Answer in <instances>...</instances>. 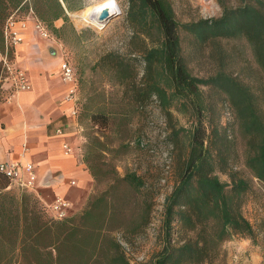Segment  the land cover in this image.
<instances>
[{
  "label": "trees",
  "instance_id": "trees-1",
  "mask_svg": "<svg viewBox=\"0 0 264 264\" xmlns=\"http://www.w3.org/2000/svg\"><path fill=\"white\" fill-rule=\"evenodd\" d=\"M217 1L218 17L184 25L199 54L207 49L211 68L198 76L181 52L169 2L129 0L126 20L143 42L142 70L133 73L119 59L112 79L121 86V100L137 112L155 102L169 118L165 165L174 176L162 202L164 244L139 264H225L221 247L233 237L264 245L257 241L259 225L243 212L251 181L237 169L246 168L264 190V0H237L234 6ZM174 104L194 118L190 128L176 126ZM219 109L229 116L223 123ZM107 117L93 114L91 120L104 126ZM135 143L152 150L149 141ZM9 183L0 172V264H133L109 232L132 236L151 222L153 194L136 170L116 174L82 211L60 220L31 196L5 190Z\"/></svg>",
  "mask_w": 264,
  "mask_h": 264
},
{
  "label": "rangeland",
  "instance_id": "rangeland-1",
  "mask_svg": "<svg viewBox=\"0 0 264 264\" xmlns=\"http://www.w3.org/2000/svg\"><path fill=\"white\" fill-rule=\"evenodd\" d=\"M167 1L179 24L181 52L188 59V67L192 73L206 76L211 68L207 63L206 46L203 48L204 55L199 54L196 46L191 42V34L185 30L184 25L203 18L218 17L222 7L217 0ZM224 3L234 6L237 0H224ZM118 4L119 14L102 29L74 19L75 24L85 28L86 31L82 40L70 39L72 54L71 57L69 54L68 60L77 74L79 90L77 120L83 129L82 154L83 156L86 154L87 165H93L98 173L93 195L107 190L117 172L122 175L132 170L144 176L148 189L153 194L155 206L151 222L147 227L141 228V232L132 236L122 232L121 229L109 232V237L115 238L111 240L121 245L120 249L128 260L133 264H139L149 261L164 244L162 202L174 180V176L165 165L169 162L170 144L166 136L170 133V120L155 102L147 103L140 113L127 99L121 100L122 89L112 79L114 72L112 67L120 59L129 64L133 73L140 72L142 55L139 50L143 48V42L140 37L132 35L131 25L126 20L129 0H118ZM245 60L246 58L242 61ZM1 74L0 69V77ZM3 82L2 80L1 83ZM127 94L130 95V91ZM170 110L173 120H177V127L190 128L193 117L188 118L177 104H174ZM218 111L220 112V109ZM101 113L108 114L107 120L103 122L104 126L99 123L95 127L96 123L91 120V116ZM228 119V114L221 111L222 123ZM180 137L182 138L181 133ZM138 138L142 139V142L149 141L152 150H140L141 148L135 143ZM237 169L241 175L251 181V191L243 206V212L252 222L259 225L257 241L264 242V190L259 187L257 180L246 168L238 166ZM216 174L222 181L230 182L227 174L222 172ZM239 238L233 237L222 244L225 264H249L247 256L240 254L237 246L229 244ZM108 252L112 253L110 248Z\"/></svg>",
  "mask_w": 264,
  "mask_h": 264
},
{
  "label": "crops",
  "instance_id": "crops-1",
  "mask_svg": "<svg viewBox=\"0 0 264 264\" xmlns=\"http://www.w3.org/2000/svg\"><path fill=\"white\" fill-rule=\"evenodd\" d=\"M91 4L93 0H0V59L7 50L5 25L13 16L11 29L21 42L8 54L29 82L28 89L13 92L10 82L0 81V163H18L25 180L29 178L26 164H32L35 174L32 189L10 182L5 190L31 196L53 219L49 207L57 197L68 203L66 217L79 213L92 198L96 181L82 154L78 83L71 96L74 85L60 75L61 63L72 54L70 39L82 40L86 31L74 19ZM37 23L48 37L39 33ZM65 143L71 145L70 153L63 148ZM229 244L237 246L249 264H264V246L245 237Z\"/></svg>",
  "mask_w": 264,
  "mask_h": 264
},
{
  "label": "built area",
  "instance_id": "built-area-1",
  "mask_svg": "<svg viewBox=\"0 0 264 264\" xmlns=\"http://www.w3.org/2000/svg\"><path fill=\"white\" fill-rule=\"evenodd\" d=\"M14 23L13 16H10L5 25V37H6V46L7 50L5 54L0 59L1 64V77L0 81H8L10 82V89L13 92H17L20 90H26L29 88V82L26 78L25 73L20 69L14 66L11 62L8 49L17 43L21 42V38L18 33L12 30V26ZM25 26L24 22L21 24ZM36 29L43 37H48V33L44 30L43 26L40 23L36 24ZM60 75L62 79L66 82H70L74 87L70 90V95L72 96L75 92L76 88V73L73 65L68 59H65L60 65ZM60 133V129L57 130ZM63 148L67 153H70L72 147L69 143H65ZM26 170L29 172V178L25 180L21 175L20 165L18 163L11 162H1L0 163V172H2L10 182L17 184L21 188L32 189L35 174L33 172L32 164H26ZM50 210L54 214V218L62 219L66 217V211L68 208V203L60 197H57L54 202L50 205Z\"/></svg>",
  "mask_w": 264,
  "mask_h": 264
},
{
  "label": "clouds",
  "instance_id": "clouds-1",
  "mask_svg": "<svg viewBox=\"0 0 264 264\" xmlns=\"http://www.w3.org/2000/svg\"><path fill=\"white\" fill-rule=\"evenodd\" d=\"M105 9L108 10L109 16L119 14L118 0H93L92 6L88 7L85 12L86 23L97 28H102L105 22H100L99 17ZM93 13L95 14V19L88 20L87 17Z\"/></svg>",
  "mask_w": 264,
  "mask_h": 264
},
{
  "label": "water",
  "instance_id": "water-1",
  "mask_svg": "<svg viewBox=\"0 0 264 264\" xmlns=\"http://www.w3.org/2000/svg\"><path fill=\"white\" fill-rule=\"evenodd\" d=\"M116 15L109 16L107 11H103L101 16H100V18L103 20V22H105L104 26L102 28H104ZM102 28H100V29H102Z\"/></svg>",
  "mask_w": 264,
  "mask_h": 264
},
{
  "label": "bare ground",
  "instance_id": "bare-ground-1",
  "mask_svg": "<svg viewBox=\"0 0 264 264\" xmlns=\"http://www.w3.org/2000/svg\"><path fill=\"white\" fill-rule=\"evenodd\" d=\"M104 11H107V12H108L107 9H105ZM101 14H102V13H101ZM101 14H100V16H101ZM76 19H77L78 22H81V21L86 22L85 14H83L81 17H78V16H77ZM87 19H88V20L95 19V14L93 13V14L89 15V16L87 17ZM77 21H76V22H77ZM99 21H100V22H103V20H102L100 17H99ZM88 24H89V23H88Z\"/></svg>",
  "mask_w": 264,
  "mask_h": 264
}]
</instances>
